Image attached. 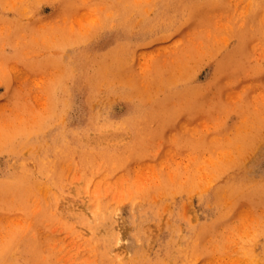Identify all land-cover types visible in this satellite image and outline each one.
I'll return each instance as SVG.
<instances>
[{
    "label": "rangeland",
    "instance_id": "rangeland-1",
    "mask_svg": "<svg viewBox=\"0 0 264 264\" xmlns=\"http://www.w3.org/2000/svg\"><path fill=\"white\" fill-rule=\"evenodd\" d=\"M262 118L264 0H0V264H264Z\"/></svg>",
    "mask_w": 264,
    "mask_h": 264
},
{
    "label": "bare ground",
    "instance_id": "bare-ground-1",
    "mask_svg": "<svg viewBox=\"0 0 264 264\" xmlns=\"http://www.w3.org/2000/svg\"><path fill=\"white\" fill-rule=\"evenodd\" d=\"M66 41V40H65ZM107 62V61H106ZM108 63V62H107ZM112 64V63H111ZM109 65V64H108ZM110 66V65H109ZM116 73V72H115ZM162 109V108H161ZM158 110H160V109H158ZM158 110H156L157 112H158ZM163 110V109H162ZM161 110V111H162ZM155 111V110H154ZM157 112H155L156 114H157ZM153 114H154V112H153ZM259 115V114H258ZM261 115V114H260ZM259 115V116H260ZM158 117V116H157ZM262 119H264V118H262ZM19 146H21V145H19ZM250 149H252L251 147H250ZM234 181V180H233ZM231 185H232V183H231ZM236 185V184H235ZM223 188H224V186H223ZM234 188H236L235 186H234ZM238 188H240L239 186H238ZM227 189V188H226ZM220 190H222V189H220ZM230 190H231V188H230ZM233 190H235V189H233ZM16 191H17V189H16ZM223 191V190H222ZM224 191H225V189H224ZM228 190H226V192H227ZM245 191H247V190H245ZM243 193H244V191H243ZM243 193H241V194H243ZM250 194V193H249ZM229 195V194H228ZM231 195V194H230ZM233 195H235V194H233ZM201 226V225H200ZM260 230V229H259ZM264 233V232H263ZM263 249H264V245H263Z\"/></svg>",
    "mask_w": 264,
    "mask_h": 264
}]
</instances>
